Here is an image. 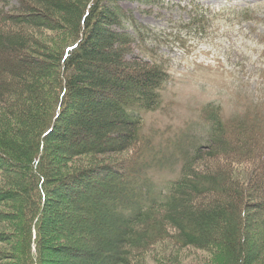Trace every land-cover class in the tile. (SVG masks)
Instances as JSON below:
<instances>
[{
    "label": "trees",
    "instance_id": "obj_1",
    "mask_svg": "<svg viewBox=\"0 0 264 264\" xmlns=\"http://www.w3.org/2000/svg\"><path fill=\"white\" fill-rule=\"evenodd\" d=\"M14 1L0 0V87L15 88L7 100L6 90L0 88V160L23 158L24 150L17 144L22 142H17L21 133L12 132L9 118L13 114L19 124L25 120L22 112H28L27 117L35 112V116L48 84L45 78L50 81L52 75L61 93L47 130L33 144L29 158L33 176L41 171L45 136L60 125L61 118L75 117L71 109L78 105L81 111L76 124L80 128L74 131L75 139L83 140L88 133L95 141H81L80 154L111 153L99 144L115 131L114 152L129 151V157L121 161L109 157L103 164L95 160L80 185L66 175L60 178L62 173L54 174L53 188H73L69 198L84 215L87 234H92L91 226L103 223L113 232V238L105 242L94 238L93 248L85 252L88 264H132L135 255L162 240L182 247H219L231 256L229 264H264V210L254 237L245 211L256 196L264 209V97L248 96L241 103L238 98L230 114L206 102L198 109L194 124L185 122L173 134L157 133L150 127L145 131L144 115L164 109L163 91L170 75L163 57L154 45L147 44L148 30L122 9L120 0H88L86 4L85 0ZM137 1L152 4L159 0ZM237 13L245 20L252 16L250 8H239ZM63 21L77 37L60 53L51 54L56 75L42 60L48 49L38 37L43 29L61 28ZM105 47L112 51L104 52ZM13 53L26 62L32 60L31 65L12 62ZM127 54L130 58H125ZM31 66L37 81L29 84L23 71ZM79 96L91 98L92 106L76 101ZM84 112L91 115L79 121ZM231 166L246 175L233 179ZM42 170L43 174L47 171ZM37 180L35 198H40L43 208L46 200L41 180ZM38 220L36 213L29 218L30 238L37 237ZM167 228L175 230V238ZM244 242L249 246L251 242L253 255L249 256ZM28 249L29 242L19 251V264L45 263L43 252L38 255L44 247L36 244L35 261L30 262Z\"/></svg>",
    "mask_w": 264,
    "mask_h": 264
},
{
    "label": "rangeland",
    "instance_id": "obj_2",
    "mask_svg": "<svg viewBox=\"0 0 264 264\" xmlns=\"http://www.w3.org/2000/svg\"><path fill=\"white\" fill-rule=\"evenodd\" d=\"M6 1L15 3L14 0ZM87 1L85 0L84 4ZM189 1L159 0L152 4L137 0L119 1L124 11L146 27L147 44L154 45V51L163 57L170 75L163 91L161 108L164 109L162 111L158 108L144 115L145 131L150 127L157 133L173 134L179 126H184L185 122L194 124L198 109L206 102H212L220 106L226 114H230L237 108L236 99L239 98L241 103L249 100L248 96L264 97V0H195L193 4ZM239 8H250L251 18L245 20L240 17L237 13ZM59 25L61 28L55 26L40 30L38 37L48 49V54L46 53L42 60L51 65L48 66V71L56 75L58 68L53 67L51 54L60 53L63 47L72 44L77 37V33L67 21L60 22ZM103 51L110 53L112 49L105 47ZM22 57L13 53L12 62L30 66L32 60L26 62ZM127 57L130 58L128 54L125 55V58ZM25 70V81L29 84L34 80L36 82V76L31 74V71L36 69L31 66ZM50 79L48 81L49 79L45 78L48 84L41 95L42 101L35 116V112L31 113L30 117L26 115L28 112H22L25 120L19 124L13 114L9 118L12 132L21 133L17 142L21 139L22 142L17 144L19 150H24V154L21 155L23 158L18 157L19 160L8 156L0 160V264H19L22 259L19 251L27 242L31 244L27 262L33 260L36 255L35 246L38 243L40 248L44 247L37 253L41 255L43 252L46 260L44 264H80L83 261L88 264L90 260L85 258V252L93 248L94 238L105 242L114 236L111 230L104 228V223V226H91L92 234H87L83 222L84 215L77 211L74 202L69 198L73 188L56 190L53 186L57 180L55 173H62V176H56L57 178L66 175L80 185V178L85 176L87 170L88 174L91 172L95 160L105 164L109 157L117 159L116 161L128 158L127 149L114 152L116 131L107 135L99 144L111 150V153L103 156L80 154L77 147L81 141H95L88 133H85L83 140L75 139L77 136L74 131L80 128L76 124V116L81 111L78 105L77 108L71 109L75 117L61 118V126H57L44 138L47 149L45 147L39 165L41 171L43 168L47 169L46 173L40 171L33 176L29 170V158L34 152L36 136L47 130L50 116L61 93L53 75ZM0 88L1 91L3 88L6 90V100L14 94L13 86ZM78 100L87 104L85 107L92 106L93 101L87 96H79L76 101ZM89 113L91 115V112L80 113L78 120L84 121ZM7 130L9 131L8 128ZM230 171L233 179H242L246 175L236 167L231 166ZM48 173L49 178L52 177L51 180L47 178ZM37 178L41 180L46 200L43 208L40 198H35ZM248 204L245 210L248 213L246 220L254 237L259 229L257 223L260 225L263 219V201L256 196L251 198ZM35 213L39 214V232L36 239L27 234L29 218ZM247 229L245 226V231L249 234ZM167 232L175 238L173 228H167ZM244 244L248 253L250 252L249 256L253 255L251 242L252 248L248 243ZM244 250L246 252V249ZM230 258L231 256L219 247H182L162 240L147 251L135 255L132 264H229Z\"/></svg>",
    "mask_w": 264,
    "mask_h": 264
}]
</instances>
